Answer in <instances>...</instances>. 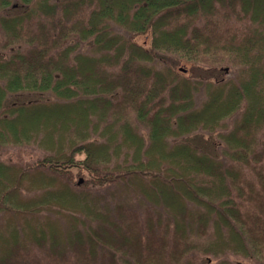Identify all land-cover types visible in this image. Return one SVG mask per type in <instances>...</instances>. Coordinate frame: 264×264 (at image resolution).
Segmentation results:
<instances>
[{"label": "trees", "instance_id": "1", "mask_svg": "<svg viewBox=\"0 0 264 264\" xmlns=\"http://www.w3.org/2000/svg\"><path fill=\"white\" fill-rule=\"evenodd\" d=\"M0 50V148L44 152L0 161V264H264V0H0Z\"/></svg>", "mask_w": 264, "mask_h": 264}, {"label": "rangeland", "instance_id": "2", "mask_svg": "<svg viewBox=\"0 0 264 264\" xmlns=\"http://www.w3.org/2000/svg\"><path fill=\"white\" fill-rule=\"evenodd\" d=\"M117 31L125 33L120 28H116ZM137 41L141 42L145 38L143 36H138L135 38ZM83 50H86L87 47L83 46ZM8 55V51H2L0 50V58H5ZM177 69H179L180 73L182 75L191 78V79H219V78H230L233 77L235 74L234 69L228 70L227 73H224L222 71L218 70H210L207 67L204 66H193L189 64H180L177 65ZM202 99V95L199 94L196 96V102L199 103ZM186 140L190 143L197 145L203 149H206L208 152L215 150L216 153L221 157L220 154V142L215 139V135H210L203 131H196L190 136L186 137ZM212 146H215L212 148ZM44 155V152L40 149L36 148L35 146L28 145V146H5L0 148V161L6 162V163H14V164H20L24 165L26 163H32L36 161L37 159L42 158ZM79 181H82L80 178ZM93 192H98L104 194L106 190L108 189H89ZM206 262V258H202ZM222 259L228 261L229 264H258L255 260L243 258L241 256H235L228 254L224 256ZM207 264H218V260L214 259L212 257H209L207 260Z\"/></svg>", "mask_w": 264, "mask_h": 264}, {"label": "water", "instance_id": "3", "mask_svg": "<svg viewBox=\"0 0 264 264\" xmlns=\"http://www.w3.org/2000/svg\"><path fill=\"white\" fill-rule=\"evenodd\" d=\"M80 182V181H79Z\"/></svg>", "mask_w": 264, "mask_h": 264}]
</instances>
